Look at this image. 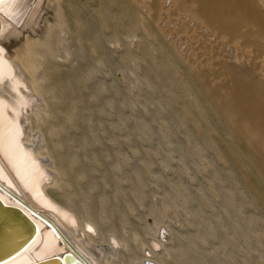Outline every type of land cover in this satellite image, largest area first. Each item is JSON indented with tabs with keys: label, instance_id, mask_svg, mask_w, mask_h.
I'll return each mask as SVG.
<instances>
[{
	"label": "rangeland",
	"instance_id": "obj_1",
	"mask_svg": "<svg viewBox=\"0 0 264 264\" xmlns=\"http://www.w3.org/2000/svg\"><path fill=\"white\" fill-rule=\"evenodd\" d=\"M59 1L29 116L53 196L114 264L160 226L169 264H264V0Z\"/></svg>",
	"mask_w": 264,
	"mask_h": 264
},
{
	"label": "bare ground",
	"instance_id": "obj_2",
	"mask_svg": "<svg viewBox=\"0 0 264 264\" xmlns=\"http://www.w3.org/2000/svg\"><path fill=\"white\" fill-rule=\"evenodd\" d=\"M59 2L16 0L12 4L5 0L0 5V198L4 204L17 206L27 213L40 231L24 252L5 264H30L68 253L82 264H114L113 260H118L121 251L129 250V246L115 233L108 235L105 246L98 245L102 239L98 225L90 219H79L67 203L64 205L53 196L52 191L59 189V174L54 170V160L51 165L50 159L47 162L50 157H43L45 147L29 124L41 86L36 77L37 49L43 41H49L56 28L63 29ZM49 9L54 12L51 19L46 16ZM161 231L160 226L157 235L150 237L148 245L142 248L143 259L133 264H169L172 253L166 248ZM244 231L249 234L250 229L244 227ZM166 239L168 242L169 237ZM191 262L193 259L188 263Z\"/></svg>",
	"mask_w": 264,
	"mask_h": 264
},
{
	"label": "water",
	"instance_id": "obj_3",
	"mask_svg": "<svg viewBox=\"0 0 264 264\" xmlns=\"http://www.w3.org/2000/svg\"><path fill=\"white\" fill-rule=\"evenodd\" d=\"M35 221L17 206L4 204L0 198V264L24 252L38 237ZM30 264H82L71 253L52 256Z\"/></svg>",
	"mask_w": 264,
	"mask_h": 264
},
{
	"label": "snow or ice",
	"instance_id": "obj_4",
	"mask_svg": "<svg viewBox=\"0 0 264 264\" xmlns=\"http://www.w3.org/2000/svg\"><path fill=\"white\" fill-rule=\"evenodd\" d=\"M9 3L15 4L16 0H8ZM5 3V0H0V5H3Z\"/></svg>",
	"mask_w": 264,
	"mask_h": 264
}]
</instances>
